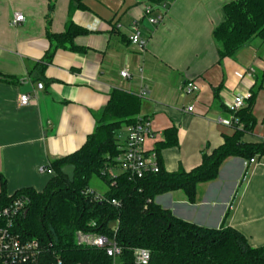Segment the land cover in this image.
Listing matches in <instances>:
<instances>
[{"label":"crops","instance_id":"1","mask_svg":"<svg viewBox=\"0 0 264 264\" xmlns=\"http://www.w3.org/2000/svg\"><path fill=\"white\" fill-rule=\"evenodd\" d=\"M232 1L0 0V191L1 179L8 195L27 188L43 191L50 176L39 168L83 147L114 90L141 98L139 117L149 119L154 132L146 152L163 141L165 130L176 129L177 145L161 152L167 172H190L204 154L222 146L234 133L229 108L234 96L247 98L259 86L256 124L245 141H264V45L252 40L219 62L221 46L212 37L223 6ZM145 7L153 9L148 14ZM16 14L25 21L13 26ZM160 14L162 23L149 22ZM69 21L80 32L58 46L49 35L65 33ZM134 27L147 42L143 52L128 40ZM123 71L129 78L121 77ZM188 81L200 91L184 94ZM24 94L30 104L20 108ZM127 132L125 126L123 145ZM246 163L226 160L216 181L199 186L194 204L181 191L155 203L198 227L235 228L251 247H263L264 157L249 169Z\"/></svg>","mask_w":264,"mask_h":264},{"label":"trees","instance_id":"2","mask_svg":"<svg viewBox=\"0 0 264 264\" xmlns=\"http://www.w3.org/2000/svg\"><path fill=\"white\" fill-rule=\"evenodd\" d=\"M78 6L82 7L81 2ZM79 32L69 21L65 33L50 34L49 38L61 46ZM212 37L221 46L219 62L233 58L252 40L258 39L264 45V0L225 4L223 19ZM261 88H253L244 107L231 112L234 133L224 138L222 146L204 154L199 167L173 173L163 168L161 152L177 145V131L169 128L153 151L159 172L142 179L130 178L120 171L118 163L123 153L121 129L135 123L142 100L134 93L114 90L105 108L95 115V129L83 147L66 158L50 161L47 167L53 174L43 191L27 188L8 195L5 180L1 179L0 208L19 196L29 197L30 204L16 222L15 231L25 240L36 239L41 243L44 250L41 264H114L104 249L78 247L75 242L78 231L114 237L122 249L117 264H136L133 251L137 248L150 251L149 264H264V246L251 247L235 228L225 224L219 229L198 227L175 218L155 203L159 196L181 191L187 202L194 204L199 186L216 181L226 160L239 158L249 162L264 157V141H245L253 135L254 106ZM68 165L76 168L73 183L61 172ZM93 177L108 187L100 195L101 201L91 191Z\"/></svg>","mask_w":264,"mask_h":264},{"label":"built area","instance_id":"3","mask_svg":"<svg viewBox=\"0 0 264 264\" xmlns=\"http://www.w3.org/2000/svg\"><path fill=\"white\" fill-rule=\"evenodd\" d=\"M159 8L165 9L164 3L159 4ZM145 13H150L152 7H145ZM164 14L157 17H150L148 20L153 25L162 23ZM25 21L22 14H16L11 22L13 26ZM130 44L135 46L139 51H144L147 42L141 38L138 28L134 27L128 38ZM127 71L121 72L123 79L129 78ZM43 85L39 84L38 89ZM183 93L190 95L200 91V87L194 81H188L184 84ZM249 96V95H248ZM30 95H20L18 105L25 108L30 104ZM246 98L234 96L230 105L231 111L235 112L242 109L245 105ZM193 111V107L187 109ZM232 124V122H231ZM154 137L151 121L147 118L138 117L135 123L128 127L127 137L122 147L123 153L118 158L120 171L129 175L132 179H142L150 173H158L159 163L154 152H146L144 149L145 142ZM256 158L246 163L247 169L256 163ZM40 174L52 175V171L46 166L39 168ZM248 172L245 173L246 179ZM101 201L100 195L95 196ZM30 204L28 196L22 195L3 208H0V264H41L43 247L36 239L25 240L15 231L16 222L24 215ZM114 205H118L113 201ZM75 242L78 247H89L95 249H104L108 257L114 259V264L122 256V249L113 238L103 235L78 231L75 233ZM133 257L136 264H149L151 253L147 249L137 248L133 251ZM60 262V261H59Z\"/></svg>","mask_w":264,"mask_h":264},{"label":"rangeland","instance_id":"4","mask_svg":"<svg viewBox=\"0 0 264 264\" xmlns=\"http://www.w3.org/2000/svg\"><path fill=\"white\" fill-rule=\"evenodd\" d=\"M124 133H125V126H123L121 129L120 142L123 139ZM119 172L120 171H116V174ZM90 188L91 191H94L97 195H103L108 190L107 185L104 182H102L98 177H93L91 179Z\"/></svg>","mask_w":264,"mask_h":264},{"label":"water","instance_id":"5","mask_svg":"<svg viewBox=\"0 0 264 264\" xmlns=\"http://www.w3.org/2000/svg\"><path fill=\"white\" fill-rule=\"evenodd\" d=\"M75 166L73 165H68V166H65L61 172L62 174L71 182L73 183L74 182V176H75Z\"/></svg>","mask_w":264,"mask_h":264}]
</instances>
